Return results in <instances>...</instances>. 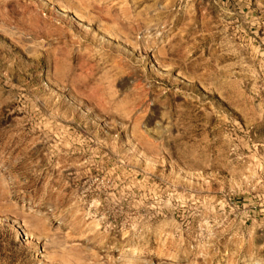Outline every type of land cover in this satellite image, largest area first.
Returning a JSON list of instances; mask_svg holds the SVG:
<instances>
[{"label":"rangeland","instance_id":"374dc122","mask_svg":"<svg viewBox=\"0 0 264 264\" xmlns=\"http://www.w3.org/2000/svg\"><path fill=\"white\" fill-rule=\"evenodd\" d=\"M0 264H264V0H0Z\"/></svg>","mask_w":264,"mask_h":264}]
</instances>
